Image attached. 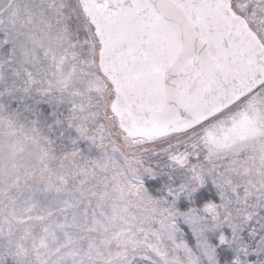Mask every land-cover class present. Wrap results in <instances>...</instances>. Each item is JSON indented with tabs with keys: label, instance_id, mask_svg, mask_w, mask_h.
<instances>
[{
	"label": "snow or ice",
	"instance_id": "1",
	"mask_svg": "<svg viewBox=\"0 0 264 264\" xmlns=\"http://www.w3.org/2000/svg\"><path fill=\"white\" fill-rule=\"evenodd\" d=\"M0 264H264V0H0Z\"/></svg>",
	"mask_w": 264,
	"mask_h": 264
}]
</instances>
